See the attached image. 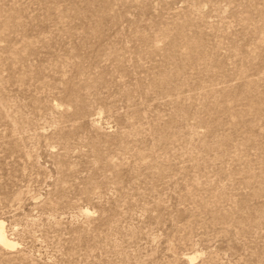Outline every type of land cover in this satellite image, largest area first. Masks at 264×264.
<instances>
[{
  "label": "rangeland",
  "instance_id": "374dc122",
  "mask_svg": "<svg viewBox=\"0 0 264 264\" xmlns=\"http://www.w3.org/2000/svg\"><path fill=\"white\" fill-rule=\"evenodd\" d=\"M0 264H264V0H0Z\"/></svg>",
  "mask_w": 264,
  "mask_h": 264
},
{
  "label": "bare ground",
  "instance_id": "6f19581e",
  "mask_svg": "<svg viewBox=\"0 0 264 264\" xmlns=\"http://www.w3.org/2000/svg\"><path fill=\"white\" fill-rule=\"evenodd\" d=\"M0 243H2L3 245L7 247L14 246V243L6 236L4 232V227L1 223H0Z\"/></svg>",
  "mask_w": 264,
  "mask_h": 264
}]
</instances>
